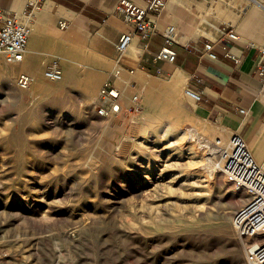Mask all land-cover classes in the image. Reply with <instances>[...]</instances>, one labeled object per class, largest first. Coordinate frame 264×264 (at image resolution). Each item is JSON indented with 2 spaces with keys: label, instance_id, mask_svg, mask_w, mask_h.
Wrapping results in <instances>:
<instances>
[{
  "label": "rangeland",
  "instance_id": "1",
  "mask_svg": "<svg viewBox=\"0 0 264 264\" xmlns=\"http://www.w3.org/2000/svg\"><path fill=\"white\" fill-rule=\"evenodd\" d=\"M187 1L182 5L193 9ZM191 1L232 13L244 3ZM24 2L32 36L33 12L44 2ZM205 9L198 21L206 28L231 21ZM158 21L176 30L173 22ZM125 25L118 28L125 32ZM43 33L47 47L35 59L43 60L40 73L57 59L63 77L51 82L65 85L37 94L43 75L27 90L15 80L20 73L34 76L29 71L0 78V264H245L248 249L233 217L246 196L210 161L204 143H196L227 144L232 129L222 117L200 113L187 84L172 86L170 63L162 61V73L148 72L126 52L99 54ZM138 78L154 84L146 89ZM108 82L118 89L121 108L100 117L99 92ZM263 133L253 144L243 139L264 168L257 158Z\"/></svg>",
  "mask_w": 264,
  "mask_h": 264
},
{
  "label": "crops",
  "instance_id": "2",
  "mask_svg": "<svg viewBox=\"0 0 264 264\" xmlns=\"http://www.w3.org/2000/svg\"><path fill=\"white\" fill-rule=\"evenodd\" d=\"M39 1L44 4L37 7L32 15L35 26L24 53V65L14 66L12 75L16 73L17 68L20 71H29L35 77L41 75L43 60L39 61V66L35 59L38 55L44 54L47 47L44 39L40 38L42 31L43 36H48L47 31L50 33L49 36L65 46L77 48L88 46L95 52L106 55L116 52L115 47L124 28L114 29L108 25V21L112 16L119 18L116 15L119 0ZM132 1L142 4L139 0ZM47 2L52 5L50 10H44ZM249 2L248 6L240 2L235 12L239 19L235 23L232 21L227 23L237 34L236 40L217 39L219 34L213 33V37L199 36L196 40L176 42L177 44L173 45L176 55L171 66L185 73L188 76L187 84H195L202 92L201 99L194 101L198 102L200 113L218 114L232 132L248 137L250 144H253L264 131V93L259 92L260 83L255 77L259 48L264 43V34L260 31V27L264 26V0ZM24 3V0H0V10L20 14L24 11ZM255 3L261 6V10L253 7ZM28 5L31 6L30 3ZM62 19L69 22V27L64 31L58 27V22ZM168 26L158 25L160 30ZM212 38L217 39L213 45L217 60L208 59L202 50L206 39ZM162 46L161 36L150 39L148 46L144 47L145 50L142 46L137 68L148 72H164L166 64L154 59V55ZM49 49V53H53V47ZM6 75L4 72L0 78L6 80ZM240 110H244L245 113H241ZM257 156L261 164H264V141L258 147Z\"/></svg>",
  "mask_w": 264,
  "mask_h": 264
},
{
  "label": "built area",
  "instance_id": "3",
  "mask_svg": "<svg viewBox=\"0 0 264 264\" xmlns=\"http://www.w3.org/2000/svg\"><path fill=\"white\" fill-rule=\"evenodd\" d=\"M142 4H136L132 0H119L116 7V15L128 27L123 32L116 44V52L123 56L129 43L134 37L139 43L148 46V41L155 36L163 38V46L154 55L155 60L173 63L175 51L173 45L177 43L171 37L173 26L160 30L156 19L159 17L167 0H139ZM228 0H226L225 3ZM230 1V0H229ZM40 3L39 0H30V5ZM238 9L235 7V10ZM26 10L19 16L16 12L0 10V61L7 65L19 63L27 49L31 34V18ZM61 31L69 27V22L62 19L58 22ZM218 38L236 40L237 34L227 23H221L212 27ZM217 39H206L203 45V54L210 60H217L214 53V43ZM44 78L51 81H60L63 71L57 59L51 60L43 70ZM256 80L260 83V93H264V43L259 48L258 66L255 72ZM34 82V77L28 73L17 75L15 83L27 90ZM185 93L194 101H199L202 92L195 84H187ZM120 93L110 82L104 84L99 92V108L97 114L100 117L114 115L120 111ZM134 109L139 110L138 96L133 97ZM245 113L244 110H240ZM220 139L216 140V146L221 150ZM227 151L221 169L224 176L232 181L238 190L246 196V202L239 208L233 217V228L238 238L245 242L247 247L245 264H264V168L258 164L245 140L238 132H232L226 144ZM222 150L221 152L225 151ZM218 155V154H217ZM220 155V154H219Z\"/></svg>",
  "mask_w": 264,
  "mask_h": 264
},
{
  "label": "bare ground",
  "instance_id": "4",
  "mask_svg": "<svg viewBox=\"0 0 264 264\" xmlns=\"http://www.w3.org/2000/svg\"><path fill=\"white\" fill-rule=\"evenodd\" d=\"M242 1H244L245 6H248L250 4L249 0H242ZM187 2L189 4L190 3L192 4L193 9H191L190 7L187 8L184 5H182V0H167L163 10L161 11V13L159 15V21L157 18L156 23L158 21V22H161V24L163 25L169 21L173 22L176 26V30L174 29L175 32L173 31L171 37L174 39L175 42H178V43H184L188 40H196L199 36H208V37L211 36V37H213L214 29H212L210 27L206 28L203 26L202 22L198 21V18L200 19V17H202V10L205 8H202L198 4L196 5L195 3H193L194 1L192 2L191 0L190 1L188 0ZM51 6H52L51 3L47 2L45 7H44V10H50V8H52ZM177 6L179 7L178 9H176ZM215 6H216L215 8L211 7V8L205 9V14L209 15V14L214 12L217 14V16L222 17L223 20L224 19L225 20L230 19L233 23H235L239 19L238 15H236L235 13H232L231 11H227L226 9H223L217 3H215ZM253 7L257 8L258 10H261V6L259 4L255 3V4H253ZM232 8H234V7H232ZM18 15L22 16L23 12H21ZM202 21L205 22V20H202ZM119 22L124 23L119 18L112 16L110 18V20L108 21V25H110V27L112 26V28L114 27V29H115V27L118 28ZM260 31L262 34H264V26L260 27ZM137 40L139 41V39L137 37H134L132 39V41L129 43L127 51H126V56H127L128 60L131 62L132 61L137 62L139 60L141 53H142V49H141L140 45L137 43ZM63 50H65V49L63 48ZM23 57H24V55H23ZM23 57L19 63L13 64V65H7L4 63H0V75H3L4 72H6L7 73L6 80L11 79L12 73H13V67L17 66V65H19V66L24 65ZM166 63L172 64L171 62H166ZM33 77H34V82H35V76H33ZM43 78H44V76H43ZM187 78H188V76L185 73H183L179 68H175V72L172 75V83H173L172 86H174V87L178 86L179 88H182L184 85L187 84ZM46 80H48V79H46ZM46 80L40 78L35 83L34 92H36L37 94L44 93L45 91H50V89L52 87H55V86L56 87H63L65 85V81H62L59 83H52L51 80L50 81H46ZM138 81L141 83L145 82L144 79H142V78H138ZM153 84L154 83H150V82L146 83L145 82L146 89H150L153 86ZM0 86H1V82H0ZM124 89H126V88H124ZM149 94H151V93H149ZM170 98L172 99V96ZM174 116H175V121L178 123V121H179L178 116H176V114H174ZM172 129H173V126H170L168 128L169 131ZM223 133L220 132L221 136ZM179 139H180V137H179ZM216 140H217L216 138H215V140L204 138L203 141L199 142V139L198 140L196 139V143L199 145L202 142L204 143L203 147L205 149H207L205 152H208L209 155L214 156L213 158H209L210 161L214 162L213 164H215V166H217V168L221 169L222 162L224 161V158H225L226 153H227V151L225 150L226 149V142H224L222 140L220 141V143L222 144V147H221V150H219L220 148H218V146L215 145ZM191 143H193V141H191ZM222 150H225V151L221 152ZM216 171L219 172L218 170H216Z\"/></svg>",
  "mask_w": 264,
  "mask_h": 264
}]
</instances>
